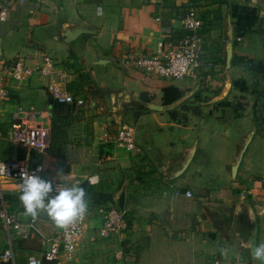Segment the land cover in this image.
I'll return each instance as SVG.
<instances>
[{
	"label": "crops",
	"instance_id": "obj_1",
	"mask_svg": "<svg viewBox=\"0 0 264 264\" xmlns=\"http://www.w3.org/2000/svg\"><path fill=\"white\" fill-rule=\"evenodd\" d=\"M2 6L7 13L0 24V66L17 54L33 65L50 51L52 74L65 72L63 86L73 96L81 94L67 85L82 72L100 89L81 104L57 102L45 88L51 75L15 80L1 71L5 158L40 164L45 179H57V168H63L67 181L84 183L87 193L80 245L71 258L62 254L44 262L210 264L219 257L260 264L251 256L250 237L254 218V245L264 242V0H0ZM189 7L202 20L199 69L169 78L133 65L137 53H152L158 41L174 43ZM75 27L90 31L67 39ZM18 104L29 110L27 122L47 127L44 148L24 149L5 138ZM121 124L133 128L131 150L117 142ZM121 189L126 227L100 238L99 208L117 206ZM18 196L15 180L0 179V204L24 212ZM27 222L19 231L1 225L0 252L9 241L18 264L39 255L42 236L58 229L44 213Z\"/></svg>",
	"mask_w": 264,
	"mask_h": 264
},
{
	"label": "built area",
	"instance_id": "obj_2",
	"mask_svg": "<svg viewBox=\"0 0 264 264\" xmlns=\"http://www.w3.org/2000/svg\"><path fill=\"white\" fill-rule=\"evenodd\" d=\"M18 3H23L24 0H17ZM7 7H0V24L5 21ZM181 32L174 43L158 41L157 48L152 53H137L132 64L140 67L147 73L154 75L177 78L185 74L194 73L201 65L202 51V20L196 10L189 7L185 10L180 18ZM24 56L17 54L8 64L0 66V108L1 96L5 93L4 77L1 71L5 72L8 77L15 80H23L32 73H42L51 75L45 84L46 90L51 97L57 102H73L81 104L83 98L80 95L73 96L63 86L66 77L65 72L56 71L52 74L51 70L54 65L53 59L42 54L40 60L33 65L24 63ZM13 121L7 128L8 139L21 146L24 149L39 150L44 148L49 141V133L47 127L41 122L30 123L27 120L30 118V112L18 104L12 113ZM117 142L127 150L134 148V131L131 125L121 124L117 132ZM0 164H4L6 169L0 172V179L15 180L18 185L20 181L21 171L33 172L40 169V164L28 165L24 158L9 157L0 159ZM89 182H94L95 177L89 176ZM53 185L60 183L63 186V181L58 179H50ZM69 183V182H68ZM19 192V191H18ZM175 194H179V190H174ZM185 196L190 195V191H183ZM100 223L95 230V234L100 238L108 237L112 234L119 233L126 227L125 211L118 206H105L99 208ZM0 221L1 225L6 229L20 230L21 221L16 218L14 211L8 210L3 203L0 204ZM33 218H28V224L32 225ZM84 217L79 219L64 228L57 229L56 233L50 236H42V249L39 255L27 256L23 264H41L43 260L55 261L60 255L64 254L66 258H71L74 251L80 245L81 240L85 235ZM122 255L121 249L114 251L116 259H120ZM0 260L6 261L8 264H18L14 262V253L10 242L0 252ZM82 264V263H80ZM210 264H233L228 260L213 257Z\"/></svg>",
	"mask_w": 264,
	"mask_h": 264
},
{
	"label": "clouds",
	"instance_id": "obj_3",
	"mask_svg": "<svg viewBox=\"0 0 264 264\" xmlns=\"http://www.w3.org/2000/svg\"><path fill=\"white\" fill-rule=\"evenodd\" d=\"M4 169L5 165L0 164V172ZM41 170H22L20 173L18 200L23 206L24 215L35 219L44 213L59 228L83 219L88 211L85 188L76 182L68 183L63 168L56 170V178L63 181V186L60 183L54 186L52 180L41 177L38 174ZM251 256L253 260L264 264V242L251 247Z\"/></svg>",
	"mask_w": 264,
	"mask_h": 264
},
{
	"label": "water",
	"instance_id": "obj_4",
	"mask_svg": "<svg viewBox=\"0 0 264 264\" xmlns=\"http://www.w3.org/2000/svg\"><path fill=\"white\" fill-rule=\"evenodd\" d=\"M88 31H90V29L89 28H86V27H75L71 31L66 32L67 39H71L74 36L78 35L79 33L88 32ZM230 38H231V34H230V31L228 30V41L226 43V49H225V51H226V55H225L226 61L229 60L230 52H231V49H230ZM240 154L238 155V157L236 158V160L231 165V174L232 175H234V173H235L237 164H238L239 159H240ZM81 185H84V183H81ZM122 202H123V189H121L119 191V195L117 196V206L119 208H122L123 207ZM16 218L18 220H20V221H26V220H28V216L27 215H24V212L23 211L17 212L16 213ZM255 234H256V223H255L254 218H252V231H251V237H250V242H251L250 247H252L254 245V242H255Z\"/></svg>",
	"mask_w": 264,
	"mask_h": 264
},
{
	"label": "trees",
	"instance_id": "obj_5",
	"mask_svg": "<svg viewBox=\"0 0 264 264\" xmlns=\"http://www.w3.org/2000/svg\"><path fill=\"white\" fill-rule=\"evenodd\" d=\"M67 87L71 91H73L75 94H81L83 100L87 96L94 97V96H99L100 95V89L93 82V80L90 78V76L86 72L80 73L78 75L77 79L75 81L69 83V85H67ZM44 261H47V260H43L41 262V264H52V262H48L47 263V262H44Z\"/></svg>",
	"mask_w": 264,
	"mask_h": 264
},
{
	"label": "rangeland",
	"instance_id": "obj_6",
	"mask_svg": "<svg viewBox=\"0 0 264 264\" xmlns=\"http://www.w3.org/2000/svg\"><path fill=\"white\" fill-rule=\"evenodd\" d=\"M48 55H49V57L51 58V59H53L54 57L52 56V53L50 52V51H48ZM9 127V126H8ZM5 138L8 140V141H10L9 139H8V137H7V132H5ZM11 142V141H10ZM12 143V142H11ZM7 144H8V142L7 141H5V140H2V139H0V159H7V158H5L6 156H8V146H7ZM40 175V174H39ZM41 176V175H40ZM3 192V191H2ZM4 194V196H6L5 195V193H3ZM12 231V230H11ZM4 234H3V230H2V226H1V221H0V248L4 245ZM23 240H25L24 238H23ZM27 245H30V246H34V247H36L38 244H39V242H38V244H37V241L36 240H26V242H25ZM22 245H23V241H22V243L21 242H19L18 243V246L19 247H16L17 249H15V250H21L23 247H22Z\"/></svg>",
	"mask_w": 264,
	"mask_h": 264
}]
</instances>
